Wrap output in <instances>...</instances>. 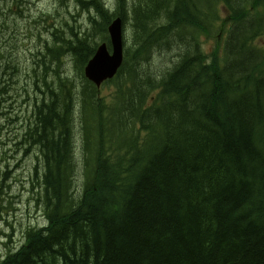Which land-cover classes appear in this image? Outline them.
I'll use <instances>...</instances> for the list:
<instances>
[{
	"label": "trees",
	"instance_id": "trees-1",
	"mask_svg": "<svg viewBox=\"0 0 264 264\" xmlns=\"http://www.w3.org/2000/svg\"><path fill=\"white\" fill-rule=\"evenodd\" d=\"M78 1L97 13L86 33L71 28L82 82L53 66L60 49L41 56L20 146L43 160L37 201L48 225L0 264H264V0H115L113 13ZM130 10L133 43L106 101L84 67L111 19ZM217 19L235 35L231 61L219 50L193 60L172 32L188 27L191 45L193 29L214 35ZM177 48L160 75L140 57Z\"/></svg>",
	"mask_w": 264,
	"mask_h": 264
},
{
	"label": "rangeland",
	"instance_id": "rangeland-1",
	"mask_svg": "<svg viewBox=\"0 0 264 264\" xmlns=\"http://www.w3.org/2000/svg\"><path fill=\"white\" fill-rule=\"evenodd\" d=\"M103 1L105 2V0ZM29 3V7L33 9L27 8L28 10L40 9V12L45 11L50 4L51 8L46 10V14L53 11V7H55L53 0H29ZM7 4V0H0V174H2V178H0V255L8 251L5 243L9 242L10 237H4L5 233L11 235L12 238V243L9 246L18 247L23 242V232L28 227L42 226L46 223L45 217L36 206V189L32 188L33 181L37 185L36 169H38V173L43 172L42 159L41 157L36 158V152L31 156H23V151H15L18 148V143L22 142V127L30 115L31 100L35 96L33 80L37 74L35 71L33 72V62L37 57L28 51L32 47L24 46L28 23L20 18H14L17 17V14L10 13L12 17L8 16L4 10ZM111 8L114 9V7ZM79 9V7L71 5V13L76 16L77 24L71 15L65 12V7L59 8L57 13H61L62 17L59 19H67L70 25L76 24L75 26L78 28L79 26L83 28L89 21L88 13L87 11L82 13ZM64 28L65 34L59 40H62L63 48L68 47L70 43L66 37L70 26ZM182 28L178 27L172 32L174 38L182 37V40H186L190 44L188 35L182 33V31H187L188 27ZM99 33L100 31H96L95 35ZM223 37L224 35L221 39ZM97 40L99 41V39ZM189 44L187 47L193 51L192 44ZM214 45L215 41L212 38L203 39L202 49L211 52ZM219 45L223 47L224 40H221ZM181 50L177 48L163 53V50H157L151 60L146 61L145 64L151 72L158 75H160V70L171 71L174 67L173 59L176 53ZM178 60L179 58L174 60V63H177ZM14 66L17 69L12 68ZM65 68L68 72L72 71L71 59H66ZM166 81L168 82V80ZM102 90H105L103 96L108 100L110 92H113V86H105ZM195 116L193 115V117ZM5 172L9 173L5 174ZM80 185L81 177L79 176L77 178L78 190H80Z\"/></svg>",
	"mask_w": 264,
	"mask_h": 264
},
{
	"label": "water",
	"instance_id": "water-1",
	"mask_svg": "<svg viewBox=\"0 0 264 264\" xmlns=\"http://www.w3.org/2000/svg\"><path fill=\"white\" fill-rule=\"evenodd\" d=\"M110 33L114 44L113 54H109L104 44L86 67V75L98 86L105 79L115 75L123 60L121 22L119 19L110 26Z\"/></svg>",
	"mask_w": 264,
	"mask_h": 264
},
{
	"label": "bare ground",
	"instance_id": "bare-ground-1",
	"mask_svg": "<svg viewBox=\"0 0 264 264\" xmlns=\"http://www.w3.org/2000/svg\"><path fill=\"white\" fill-rule=\"evenodd\" d=\"M70 21V20H69ZM140 62V61H139ZM140 65H141V62H140ZM143 65V64H142ZM135 67H136V65H135ZM139 70V69H138ZM30 125V124H29ZM26 136V135H25ZM74 146H76V145H74ZM64 148V147H63ZM78 153V152H77ZM76 154V153H75ZM74 157H75V155H74ZM79 158V157H78ZM74 159V158H73ZM76 159V158H75ZM43 161V160H42ZM78 162H80V161H78ZM75 163H76V161H75ZM78 164V163H77ZM76 164V165H77ZM78 166V165H77ZM74 168H75V165H74ZM76 169V168H75ZM81 170V169H80ZM72 171H74V170H72ZM78 171V170H77ZM73 175V174H72ZM41 204V203H40Z\"/></svg>",
	"mask_w": 264,
	"mask_h": 264
}]
</instances>
